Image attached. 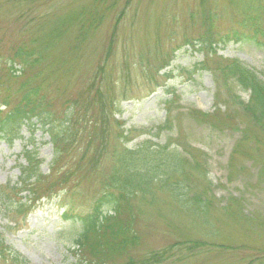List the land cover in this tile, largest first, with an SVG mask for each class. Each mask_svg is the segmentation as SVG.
I'll return each mask as SVG.
<instances>
[{"label":"rangeland","instance_id":"374dc122","mask_svg":"<svg viewBox=\"0 0 264 264\" xmlns=\"http://www.w3.org/2000/svg\"><path fill=\"white\" fill-rule=\"evenodd\" d=\"M91 3L0 0V104L7 95L10 104L17 102V87L38 85L56 119L71 114L85 127L57 163L41 129L30 135L23 127V137L11 146L0 140L4 193H18L6 187L19 181L25 146H33L40 160L39 184L45 189L22 213L2 207L0 239L25 259L19 264H80L70 253L79 224L62 211H87L115 167L118 150L148 141L176 147L189 181L208 185L214 194L208 218L217 245L200 254L181 252L164 264H264V130L236 103V96L247 102L249 94L221 71L238 61L264 76V36L223 44L214 42L216 36L212 46L203 43L211 31L241 29L249 36L243 24L251 25L252 11L264 28V0H107L100 23L83 40L76 38L75 25L54 30L57 19L92 10ZM47 37L39 48L40 73L22 71L16 60L15 75L8 76L15 51L30 48L35 54L37 41ZM100 139L102 153L93 165L89 156ZM154 183L151 201H133L141 208L134 223L140 237L131 251L135 259L173 242V235L197 238L208 230L199 217L176 210L168 192ZM19 197L30 195L22 191ZM0 264L18 262L0 254Z\"/></svg>","mask_w":264,"mask_h":264},{"label":"trees","instance_id":"16d2710c","mask_svg":"<svg viewBox=\"0 0 264 264\" xmlns=\"http://www.w3.org/2000/svg\"><path fill=\"white\" fill-rule=\"evenodd\" d=\"M105 2L107 0H92V10L73 11L57 19L54 22V30L64 25H75L78 33L76 38L83 40L85 33L100 23L103 16L101 7ZM249 14L253 18L251 25L243 24L244 27L249 28V36H244L241 29L226 33L211 31L212 35L203 43L206 45L209 42L210 47L214 42L223 44L226 40L255 42V34L264 36V28L261 25L263 22L260 21V16L256 15L259 13L252 11ZM216 36H218V41L213 42ZM44 43H48V37L45 41L43 39L37 41L35 54L30 48H18L8 60V76L15 75L16 69H13L12 62L16 60L21 65L22 71L32 70L33 76L39 74L40 70L36 69L42 61L39 48ZM221 71L233 78L242 87L243 92L249 94L247 102L236 96V103L248 111L252 119L264 130V76H259L238 61L229 62L222 67ZM16 90L20 91L17 102L10 104L7 95V101L0 104V140L11 146L16 139L23 137L21 134L23 127L30 135L36 129H41L50 139L54 151L53 162L57 163L58 159L71 151L82 138L85 127L79 120L73 119L71 114L70 117L56 119L40 86L17 87ZM100 104L103 113L104 102ZM103 144V140L100 139L98 148L89 156L90 164L95 165L101 156ZM85 155L87 156L86 149L81 153L82 158H87ZM22 157L25 165L20 164L18 183L6 187L12 191L17 189L18 193L13 191V196H8L0 188V211L6 205L22 213L21 208H29L33 203L31 197L41 199L45 196V189L39 184L40 160L33 146L31 148L25 146L22 149ZM182 163V157L177 148H169V144L154 146L145 141L133 149L121 147L115 158V167L102 182L100 193L93 198L89 209L84 213H72V209L68 210V208L62 211L63 218H72L79 224V232L70 247V253L74 254V258L76 257V263L79 261L80 264H113L116 260H120L122 264H164L181 252L185 255L197 252L200 254L201 251L217 245L211 239L215 231L211 228L208 218L211 198L214 194L210 192L208 185L198 188L195 186V181H189V173L186 170L182 172ZM174 178L175 181H172ZM153 183L168 192L176 210L189 217H199L208 230L197 238L173 235L175 238L173 242L161 249L148 251L135 259L131 251L138 247L140 237L134 228V223L141 208L135 207L133 201L136 197L139 201L150 197L148 201H151L152 193L148 192ZM22 191H27L30 198H16ZM67 214L74 215L68 216ZM0 254H6L18 264L26 262L18 252L12 250L1 239ZM81 254L85 257L78 260Z\"/></svg>","mask_w":264,"mask_h":264}]
</instances>
